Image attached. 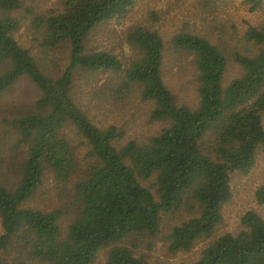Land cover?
<instances>
[{
	"label": "trees",
	"instance_id": "16d2710c",
	"mask_svg": "<svg viewBox=\"0 0 264 264\" xmlns=\"http://www.w3.org/2000/svg\"><path fill=\"white\" fill-rule=\"evenodd\" d=\"M246 3L253 13L264 0ZM134 4L68 0L63 10L35 18L43 47L69 50L62 74L49 75L15 39L21 22L9 13L20 1L0 0V95L24 77L39 90L34 111L10 122L21 155L16 165L0 168V264H94L103 251L107 264H153L133 242L156 237L162 216L172 213L182 221L167 233L170 253L211 241L192 264H264V218L256 212L242 217L237 234L216 236L233 199L232 177L249 175L264 149V23L245 32L252 48L233 55L240 74L227 83L225 44L196 32L174 36L170 51L191 57L195 70L197 103L190 105L166 84L167 46L153 25L128 32L136 54L126 66L112 53L88 48L97 27L126 17ZM106 72L116 83L94 87L92 95L78 88L82 76ZM105 92V101L138 96L152 103L150 120L160 128L141 140L96 125L89 108ZM46 174L58 186L75 177L72 217L61 207L28 205ZM255 200L264 205V183Z\"/></svg>",
	"mask_w": 264,
	"mask_h": 264
},
{
	"label": "rangeland",
	"instance_id": "374dc122",
	"mask_svg": "<svg viewBox=\"0 0 264 264\" xmlns=\"http://www.w3.org/2000/svg\"><path fill=\"white\" fill-rule=\"evenodd\" d=\"M20 9L9 13V16L21 22V28L15 35L18 43L36 59L37 63L49 75H61L69 62L67 47L48 50L43 47V37L33 27L37 17H43L50 11H61L68 0H19ZM135 0L132 12L121 19L97 27L88 39V48L93 51H106L116 55L124 65H128L136 52L127 41L130 30L139 25H153L159 30L167 46L164 78L171 91L184 103H197L195 88V70L191 57L179 56L171 52L170 43L175 35L181 32H196L210 39L213 43L225 44V51L229 55V68L225 83L230 82L240 74L233 61L237 52L247 53L252 46L246 45L245 32L250 26L264 23V5L256 12H250L246 0ZM2 13L0 12V15ZM159 17L160 21L155 18ZM152 27V26H150ZM224 46V47H225ZM3 68H0V72ZM113 75L109 72L82 76L77 86L92 95L96 87L98 90L111 81ZM109 87V86H108ZM104 88L103 90L107 89ZM101 90L100 92H102ZM39 90L26 77L20 79L8 92L0 95V168L7 170L11 162L20 159V150L16 147V138L10 122L20 115L34 111L35 101ZM101 102L94 101L89 108L94 115V122L100 127L117 126L127 132L128 137L147 140L160 128L150 120L154 108L152 103L143 102L140 97H133L130 101L121 102L105 99L109 96L97 95ZM102 98V100H101ZM105 98V99H104ZM104 99V100H103ZM97 107V108H96ZM264 122V120H263ZM13 164V165H14ZM75 177L61 186L48 176L44 177L38 194L28 203L31 207L43 210L61 207L67 217L74 214L72 203ZM264 183V149H260L257 163L252 172L247 175L235 174L232 177L231 190L233 199L223 211L224 223L219 227L216 236L224 233L237 234L241 230L242 217L250 212H256L264 218V205L260 206L255 200L256 190ZM150 185V182L146 183ZM64 189L60 193L57 189ZM182 221L179 215L172 213L163 215L161 232L156 237H147L137 244V251L142 250L149 256L153 264H192L196 262L203 249L211 241H200L190 253L172 254L168 251L166 239L168 231ZM1 231V225H0ZM139 245V246H138ZM139 247H141L139 249ZM94 264H107V252H101Z\"/></svg>",
	"mask_w": 264,
	"mask_h": 264
}]
</instances>
